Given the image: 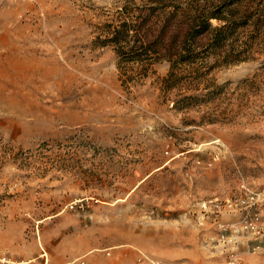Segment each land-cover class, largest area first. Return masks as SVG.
<instances>
[{
    "label": "rangeland",
    "instance_id": "1",
    "mask_svg": "<svg viewBox=\"0 0 264 264\" xmlns=\"http://www.w3.org/2000/svg\"><path fill=\"white\" fill-rule=\"evenodd\" d=\"M122 2L0 0V264L75 241L86 264H263L264 39L213 73L219 99L172 110L169 63L125 84L93 45Z\"/></svg>",
    "mask_w": 264,
    "mask_h": 264
},
{
    "label": "trees",
    "instance_id": "2",
    "mask_svg": "<svg viewBox=\"0 0 264 264\" xmlns=\"http://www.w3.org/2000/svg\"><path fill=\"white\" fill-rule=\"evenodd\" d=\"M97 27L95 47H112L123 82H138L169 63L163 92L172 110L201 109L223 94L213 73L255 60L264 39V3L256 0H122ZM202 123L218 118L202 117Z\"/></svg>",
    "mask_w": 264,
    "mask_h": 264
},
{
    "label": "crops",
    "instance_id": "3",
    "mask_svg": "<svg viewBox=\"0 0 264 264\" xmlns=\"http://www.w3.org/2000/svg\"><path fill=\"white\" fill-rule=\"evenodd\" d=\"M84 245L79 241L72 242L70 245L62 244L57 250L55 264H64L65 261L62 258L66 256L65 253L67 252L70 254V257L65 264H86L85 261H81L82 259H80L84 255Z\"/></svg>",
    "mask_w": 264,
    "mask_h": 264
},
{
    "label": "built area",
    "instance_id": "4",
    "mask_svg": "<svg viewBox=\"0 0 264 264\" xmlns=\"http://www.w3.org/2000/svg\"><path fill=\"white\" fill-rule=\"evenodd\" d=\"M252 201H254L256 198L252 196ZM99 199L95 196L93 197H83V198H77L76 200L72 201L70 204L67 205V209L70 212H81L86 213L93 205L98 204ZM252 229L256 231V233H260V229L257 228V224L252 223L251 224Z\"/></svg>",
    "mask_w": 264,
    "mask_h": 264
}]
</instances>
